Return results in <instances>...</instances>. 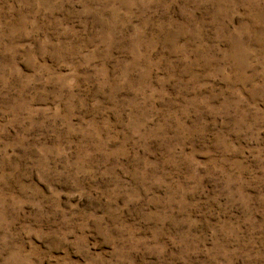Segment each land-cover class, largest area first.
Returning a JSON list of instances; mask_svg holds the SVG:
<instances>
[{"label": "rangeland", "instance_id": "rangeland-1", "mask_svg": "<svg viewBox=\"0 0 264 264\" xmlns=\"http://www.w3.org/2000/svg\"><path fill=\"white\" fill-rule=\"evenodd\" d=\"M0 264H264V0H0Z\"/></svg>", "mask_w": 264, "mask_h": 264}]
</instances>
